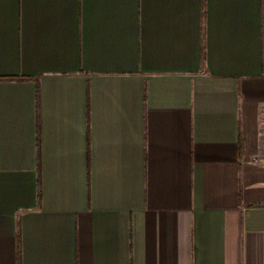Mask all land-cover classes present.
I'll return each instance as SVG.
<instances>
[{"label": "crops", "instance_id": "1", "mask_svg": "<svg viewBox=\"0 0 264 264\" xmlns=\"http://www.w3.org/2000/svg\"><path fill=\"white\" fill-rule=\"evenodd\" d=\"M0 264H264V0H0Z\"/></svg>", "mask_w": 264, "mask_h": 264}]
</instances>
